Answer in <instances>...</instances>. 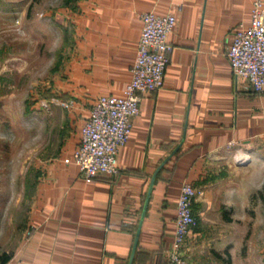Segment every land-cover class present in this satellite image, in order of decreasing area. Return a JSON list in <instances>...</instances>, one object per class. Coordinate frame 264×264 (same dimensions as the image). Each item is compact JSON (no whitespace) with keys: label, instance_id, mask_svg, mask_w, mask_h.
Here are the masks:
<instances>
[{"label":"crops","instance_id":"obj_1","mask_svg":"<svg viewBox=\"0 0 264 264\" xmlns=\"http://www.w3.org/2000/svg\"><path fill=\"white\" fill-rule=\"evenodd\" d=\"M251 1L46 0V39L64 61L46 87L50 147L0 264H170L183 181L197 190L190 264H264V93L243 78L235 88L226 56ZM149 10L176 16L163 85L142 93L119 173L86 181L64 159L96 98L123 94Z\"/></svg>","mask_w":264,"mask_h":264},{"label":"rangeland","instance_id":"obj_2","mask_svg":"<svg viewBox=\"0 0 264 264\" xmlns=\"http://www.w3.org/2000/svg\"><path fill=\"white\" fill-rule=\"evenodd\" d=\"M46 21V0H0V260L25 228L50 147L46 87L64 61Z\"/></svg>","mask_w":264,"mask_h":264},{"label":"built area","instance_id":"obj_3","mask_svg":"<svg viewBox=\"0 0 264 264\" xmlns=\"http://www.w3.org/2000/svg\"><path fill=\"white\" fill-rule=\"evenodd\" d=\"M141 30L131 65V77L122 95H99L82 122L80 138L71 158L81 176L90 181L99 176L114 177L119 173L118 151L127 141L132 118L139 112L141 95L153 92L163 85L165 67L169 62L171 44L167 40L176 16L144 11L140 14ZM235 88L239 78L247 81L250 92L264 93V1L252 0L250 21L234 31L226 51ZM68 107L70 101H58ZM197 190L191 182L180 185L174 218V234L167 251L170 264H190L186 239L196 225L192 210ZM30 228L26 229L30 233Z\"/></svg>","mask_w":264,"mask_h":264},{"label":"trees","instance_id":"obj_4","mask_svg":"<svg viewBox=\"0 0 264 264\" xmlns=\"http://www.w3.org/2000/svg\"><path fill=\"white\" fill-rule=\"evenodd\" d=\"M7 258H8V255L4 256V257L2 258V261L6 260Z\"/></svg>","mask_w":264,"mask_h":264}]
</instances>
